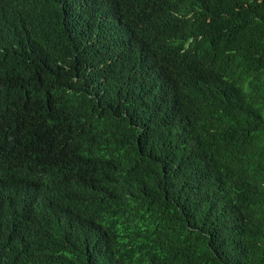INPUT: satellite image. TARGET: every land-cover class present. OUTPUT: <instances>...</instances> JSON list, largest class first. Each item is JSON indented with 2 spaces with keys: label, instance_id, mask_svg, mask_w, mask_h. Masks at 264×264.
I'll return each mask as SVG.
<instances>
[{
  "label": "trees",
  "instance_id": "obj_1",
  "mask_svg": "<svg viewBox=\"0 0 264 264\" xmlns=\"http://www.w3.org/2000/svg\"><path fill=\"white\" fill-rule=\"evenodd\" d=\"M0 264H264V0H0Z\"/></svg>",
  "mask_w": 264,
  "mask_h": 264
}]
</instances>
